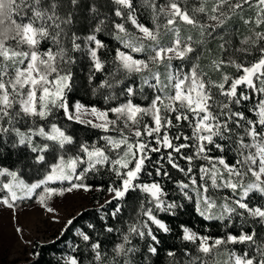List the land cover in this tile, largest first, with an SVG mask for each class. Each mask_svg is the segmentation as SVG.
<instances>
[{
	"label": "snow or ice",
	"instance_id": "obj_1",
	"mask_svg": "<svg viewBox=\"0 0 264 264\" xmlns=\"http://www.w3.org/2000/svg\"><path fill=\"white\" fill-rule=\"evenodd\" d=\"M81 68L107 107L71 97ZM73 122L104 135L77 143ZM9 140L47 166L34 182L0 167L8 209L35 197L52 214L53 197L108 193L100 230L119 242L88 224L64 264H152L159 233L172 231L159 214L184 207L163 187L173 170L180 197L226 231L179 225L169 264H264V0H0V145Z\"/></svg>",
	"mask_w": 264,
	"mask_h": 264
},
{
	"label": "trees",
	"instance_id": "obj_2",
	"mask_svg": "<svg viewBox=\"0 0 264 264\" xmlns=\"http://www.w3.org/2000/svg\"><path fill=\"white\" fill-rule=\"evenodd\" d=\"M105 39L110 44V46H118L117 42L112 40L111 37H105ZM111 55H114V53H110L106 59L110 60ZM76 75L78 77L76 82L77 90L71 94V97L74 98V100H80L85 104L94 103L100 108L107 107V105L104 104L103 95L98 93L97 95L93 96L91 88L85 83V78L87 76L86 70L81 68V70H79ZM96 83L97 81H94L92 86L94 87ZM101 93L106 94L105 90H101ZM137 102L141 101L137 100ZM67 131L68 134L74 136L77 143L80 141L92 143L104 135V132L100 129H93L75 122H73L71 126L68 127ZM101 143H103V141H101ZM65 151L66 154L75 155L76 145H66ZM229 155H231V153ZM35 157L36 153L31 152L30 148L25 146H20L19 148L11 147V140L3 145H0V167H7L11 170H19L22 174V177L27 182H34L36 179L40 178L47 166L44 163L36 162ZM46 160L53 162L47 155ZM179 178H182V176L175 173L173 170V180L169 181L165 179L162 182L164 190L168 193L167 198L169 200H176L178 203L183 204L184 207L176 210L175 215L165 213L159 214L160 218H162L165 223L169 224V226L172 228V231L169 233H163L161 231L159 233V251L157 255L150 257L152 264H169V257L167 256V253L183 246L180 239L182 229L178 227L181 224L192 228L194 231H200L204 234H210L212 236H222L226 231L222 222L205 220L195 210V205L192 201H187L180 197V193L175 183V180ZM141 179L144 182H150L152 178L142 177ZM155 179L159 180L160 178L155 177ZM88 182L98 185L99 177L90 176ZM53 186H59V183L57 182V184ZM144 195L145 194L143 193H138L136 197L127 198L126 207L121 213L125 222L135 217L136 211L139 210L138 202L139 200L144 199ZM56 198L57 197H53V199L50 201V205L55 201ZM106 198H108V193L106 191L89 192L90 205L73 216L75 219L72 225L67 226V231H61L54 237V239L50 241H34L31 248L30 257H27L23 260L9 262L8 259L3 256L1 264H64L63 258L72 254V246L80 243V237L76 234L77 230L83 229L91 233V230L87 228L88 224L96 225L97 230L100 231L101 240H103L108 247H111L114 243H118L119 236L117 233H105L100 230V226L104 223V221L101 219V212L97 211V207L99 204H102ZM28 205L32 206L39 204L36 203V198L33 197L30 200H25L24 202L19 203V206L15 209H21L22 207ZM111 207V205H108L109 209ZM111 223L117 228L124 227V225L118 221H112ZM141 247H143V242H141Z\"/></svg>",
	"mask_w": 264,
	"mask_h": 264
},
{
	"label": "rangeland",
	"instance_id": "obj_3",
	"mask_svg": "<svg viewBox=\"0 0 264 264\" xmlns=\"http://www.w3.org/2000/svg\"><path fill=\"white\" fill-rule=\"evenodd\" d=\"M89 205V192L57 197L50 205L56 210L52 214L47 213L41 205L8 209L0 204V264L3 256L9 262L30 257L34 241L54 239L68 219ZM53 216L56 217L55 221ZM18 228L22 231L18 232Z\"/></svg>",
	"mask_w": 264,
	"mask_h": 264
}]
</instances>
